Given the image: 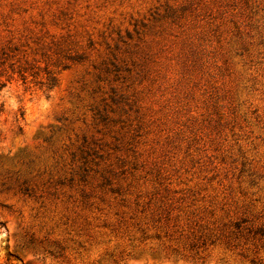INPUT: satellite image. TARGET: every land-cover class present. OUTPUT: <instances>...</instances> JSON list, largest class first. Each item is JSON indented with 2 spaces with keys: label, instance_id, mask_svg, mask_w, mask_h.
<instances>
[{
  "label": "rangeland",
  "instance_id": "374dc122",
  "mask_svg": "<svg viewBox=\"0 0 264 264\" xmlns=\"http://www.w3.org/2000/svg\"><path fill=\"white\" fill-rule=\"evenodd\" d=\"M0 264H264V0H0Z\"/></svg>",
  "mask_w": 264,
  "mask_h": 264
},
{
  "label": "trees",
  "instance_id": "16d2710c",
  "mask_svg": "<svg viewBox=\"0 0 264 264\" xmlns=\"http://www.w3.org/2000/svg\"><path fill=\"white\" fill-rule=\"evenodd\" d=\"M3 88V84L0 82V90ZM2 111V105L0 104V113Z\"/></svg>",
  "mask_w": 264,
  "mask_h": 264
}]
</instances>
